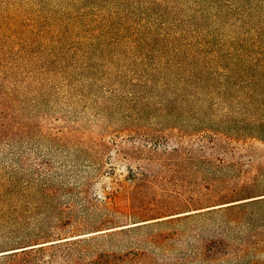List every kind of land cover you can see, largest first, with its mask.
I'll return each mask as SVG.
<instances>
[{
    "label": "trees",
    "instance_id": "1",
    "mask_svg": "<svg viewBox=\"0 0 264 264\" xmlns=\"http://www.w3.org/2000/svg\"><path fill=\"white\" fill-rule=\"evenodd\" d=\"M47 9L0 13V264H180L165 252L186 232H264V0H58ZM62 90L116 103L125 129L148 116L161 121L163 138L177 142L164 144L162 161L179 166L209 149L239 148L240 167L207 206L137 210L132 200L131 212L88 209L78 219L75 202L58 196L71 191L73 174L48 168L41 183L19 150L31 116ZM35 209L62 212L33 226L27 213ZM156 209L165 212L147 214ZM66 213L71 220L58 221ZM210 240L183 259L209 261L224 245Z\"/></svg>",
    "mask_w": 264,
    "mask_h": 264
},
{
    "label": "rangeland",
    "instance_id": "2",
    "mask_svg": "<svg viewBox=\"0 0 264 264\" xmlns=\"http://www.w3.org/2000/svg\"><path fill=\"white\" fill-rule=\"evenodd\" d=\"M57 4L58 0H0V13H22V10L33 15L45 8L43 13H46L47 8ZM118 111L114 102L107 106L96 105L79 100L77 95L68 96L66 90H62L31 116L34 120L31 136L19 148L22 164L40 182L48 168L56 177L58 173L73 174L65 183L71 191H61L58 196L63 205L75 202L71 207L77 209L78 219L88 209L97 213H111L114 209L131 212L132 200L137 210L169 206V212H175L207 206L223 198L228 170L240 167L239 148L233 152L209 149L207 154L201 153V160L177 166L179 161L161 160L166 156L164 144H169V148L177 145L176 139L163 138V134H167L165 124L152 123L148 116L138 121L135 130L125 129L127 123L123 122V113ZM157 134L162 138L160 143L152 141L151 136ZM184 144L187 146L188 142ZM156 148L158 154L154 152ZM258 169L264 173V158ZM251 174L254 175L253 171ZM86 194L90 202L85 199ZM35 212L38 211L27 213L33 226L56 222L62 211L51 209L41 215ZM164 212L165 209H156L147 214L157 216ZM71 218L72 214L66 213L58 221ZM73 223L76 224L70 222ZM208 239L219 246L224 244L208 252L213 254L209 261L183 259L192 258L194 246ZM258 241L264 242V232H186L171 241L175 249L165 254L181 258L180 264H264V243L251 247ZM241 242L249 244L248 249L236 247Z\"/></svg>",
    "mask_w": 264,
    "mask_h": 264
}]
</instances>
